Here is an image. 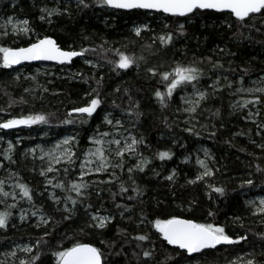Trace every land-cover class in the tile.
I'll return each instance as SVG.
<instances>
[{
	"label": "trees",
	"instance_id": "16d2710c",
	"mask_svg": "<svg viewBox=\"0 0 264 264\" xmlns=\"http://www.w3.org/2000/svg\"><path fill=\"white\" fill-rule=\"evenodd\" d=\"M86 3L87 8L78 6L77 0H0V33L3 22L10 17L27 20L30 27L29 36L10 34L0 38V48L34 43L37 40L33 33L38 39L54 37L64 49H89L69 66L37 63L4 68L0 53V123L37 114L48 116L50 121L31 127L0 129V165L4 166L0 167V177L27 185L32 201L22 197L21 190L17 197L28 200L33 209L49 219L38 229L32 226L33 221H28L29 214L20 219L21 199L12 202L8 188L4 187L3 191L9 195L0 193V213L7 214L8 221L7 227L0 229V247L6 245L5 241L33 242V251L25 259L29 264H33L37 255L40 258L34 264H56L54 253L76 243L99 248L105 264H144L143 258L138 261L133 253L149 249L154 252L148 264H224L240 254L251 255L256 264H264V214L254 215L256 211L248 203L254 196L264 195V94L249 98H261L256 107L252 104L241 107L240 101L248 97L235 91L241 79L249 82L264 75V18L256 15L254 26L249 21L247 27H241L227 13L197 10L185 18H172L142 10H112L100 6L97 0ZM54 7L60 14H53L50 21L42 20L41 16H47V12L41 10L50 11ZM137 22L148 23L149 30L135 35L133 26ZM180 24L184 25L183 29ZM166 34L172 35L170 44L161 45L158 39L153 40ZM117 51L134 57L136 63L127 70L115 68V62L119 61ZM217 64L223 67H214ZM177 65L197 67L202 74L198 83L209 93L194 113L178 105V88L171 98L166 97L167 107L162 108L155 97L157 90L164 93L166 87L161 76L153 77L148 69L154 68L162 74L172 72ZM217 80L220 91L210 87ZM229 83L231 88L227 87ZM97 94L102 104L93 117L82 118L77 113L68 116L74 108L86 106ZM130 99L134 102L131 107L140 113L138 117L121 111L129 109ZM108 113L113 118L122 116L129 129L145 138L137 156L126 159L123 170L111 168L84 178L90 185L84 198L69 190L71 182H80L72 172L41 177L34 169L35 161L26 154L28 147L69 134L74 138L72 145L79 158L93 146L89 139L98 133L97 129L109 128L103 122ZM65 119L73 123L64 124ZM81 119H87V123H81ZM6 141L12 145L11 151ZM6 146L11 160L3 157ZM200 146L211 152L213 175L189 184L202 171L195 162L183 159ZM162 151H169L171 159H158ZM141 158L150 163L144 172L133 171L129 178L127 168L134 167ZM112 161L115 164L116 158ZM7 164L9 169L12 167V173L9 169L4 172ZM257 166L261 171H257ZM113 171L115 174L110 175ZM173 171L176 173L173 181L166 180ZM54 177L64 183L66 196L79 201L70 220L63 219L66 213H57L49 200ZM112 180L115 182L100 183ZM248 180L253 181L251 186ZM121 184L127 192H120ZM209 185L223 187L226 194L220 196ZM134 187H138L141 195H136ZM85 203L91 205V210L114 217L112 223L104 230L88 227L89 223L83 219ZM116 204L122 207L117 208ZM141 217L147 219L141 223ZM173 217L212 223L223 227L233 239L241 236L247 239L189 256L170 248L149 224ZM117 229H123L127 235H117ZM142 234H148L149 241L132 239Z\"/></svg>",
	"mask_w": 264,
	"mask_h": 264
},
{
	"label": "snow or ice",
	"instance_id": "6c2138e0",
	"mask_svg": "<svg viewBox=\"0 0 264 264\" xmlns=\"http://www.w3.org/2000/svg\"><path fill=\"white\" fill-rule=\"evenodd\" d=\"M97 3L100 6H107L115 9H149L157 12H163L170 14L172 16L184 17L193 13L195 10H204L211 9L217 12H228L232 16L235 17L236 21L241 25V27H247L249 21L252 22L253 26L255 25L254 17L259 15L261 18H264V0H97ZM78 6H83L84 8L89 7V4L86 3V0H77ZM42 12H47V16H41V19H49L53 14H60L58 10L47 11L45 9L41 10ZM28 21H23V27H13L14 32H23L27 34L29 29L27 27ZM180 29H183L184 25H179ZM143 29L136 28L135 35L140 36L141 31ZM7 34V32H5ZM158 39L161 45L170 44L172 41V35L166 34L161 35L159 37H153V40ZM89 49L84 48L80 51L75 50H63L56 42V40L52 38L45 37L43 39H39L38 41L31 43L29 47H21L17 50H13L10 48H0V53H3V67L10 68L13 65L21 64L24 61H55L58 64L70 63L74 57L84 56ZM91 51H95L92 49ZM223 51V49H221ZM119 61L115 62V68L127 70L132 67L133 64L136 63L134 57H130L124 55L123 53H119ZM87 63H91L90 61H86ZM109 63H114L113 61H108ZM214 67H223L222 65H214ZM115 70V69H114ZM148 71L151 73L153 77L160 75L161 80L164 82L166 87V92L162 93L157 90L155 92V97L160 103L161 107H167V98H171L174 90H176L181 85H191L193 89L194 95L197 96L196 100H192L191 98L184 97V102L190 107L186 108L185 111L194 113L199 107L200 101H205L209 97V93L206 91H201L197 88V83L201 78L200 70L195 66L184 67L181 65H177L172 72H164L158 73L156 69L149 68ZM99 83V82H98ZM220 81L217 80L214 84L210 85L215 91H220L221 89L218 87ZM241 84H243V80L241 79ZM227 87L231 88L232 84H228ZM95 91V90H94ZM119 89H117V92ZM237 92H248V93H262L264 94V88H248L245 89L243 87H239L236 89ZM115 104V102H113ZM134 102L129 100L130 107L127 110L122 109L126 115L137 117L140 113L135 112L134 108L131 105ZM261 98L257 97L255 100H247L241 104V107H247L249 104H260ZM102 104V100L99 98V94H97L94 98L88 102L86 106L74 108L71 112L68 113V116L71 117L73 113L79 114L82 118H91L97 110L100 108ZM116 107H119L118 105ZM139 104H135V108H138ZM235 107V105L233 106ZM259 113H257L258 115ZM111 113H108L104 116L103 122L109 126H112L116 129H123L124 125L121 120L110 119ZM249 115H252L250 112ZM48 116L44 114L37 115H29L27 117H22L20 119H10L3 123H0V129H12L18 126L24 125L31 127L32 125L39 124H49ZM64 124H72L73 120L65 119L63 121ZM81 123H87V119H81ZM190 131V129H189ZM99 136H93L91 139V143L94 146L89 149L86 153V159L80 165L81 174L79 177L80 182H71L70 183V191L74 192L76 197L86 198L85 193L86 190L90 187V185L84 181V177L86 175L99 174L106 172L109 168L115 170L119 168L121 170L125 167V161L129 158H135L138 154L139 146L144 144L143 137L137 138L135 135H127L122 136L120 131L112 133L110 131H100L97 129ZM214 135V133H213ZM108 137H112L111 139H107ZM122 137V138H116ZM73 143L72 139H65L61 143H58L55 146L54 150L49 151L45 155L48 157V167L45 170L41 171L42 176H46V173H51L53 171H57L54 167L55 164L64 163L66 165H71L74 163L73 157L76 155L75 152L72 151L71 147H69ZM105 144L108 147H105ZM115 147H112V146ZM147 147V145H145ZM12 145L9 144V151H11ZM205 155L207 156V150L205 149ZM114 156L116 158V163L113 164L111 162L110 157ZM172 154L169 151H162L158 153V159L164 161L166 159H171ZM44 156H41L40 159H44ZM6 159L11 160L10 156H6ZM150 163L147 159H140V162L135 164L134 167H128L127 171L129 173V178H131V174L133 171L144 172L146 165ZM201 168L204 171L197 176L194 180H189V184H195L200 180H203L205 177H211L213 172L208 168L207 164L203 160H198ZM95 164L96 167L93 170L91 167H87L86 165ZM2 166V165H0ZM69 171V167L64 168V172L67 173ZM257 171H261L259 166H257ZM115 172L110 173V175H114ZM176 175L175 171L169 176H166L165 179L168 181H173V177ZM118 178V177H117ZM115 181H100V183H114ZM48 184L51 185L52 181L49 180ZM247 184L251 186L253 184L252 180H248ZM55 188H59L61 190L65 189V185L62 182H58L53 185ZM18 187L21 190V194L23 197L27 198L30 202L32 201V194L29 187L25 184H19ZM47 187V185H46ZM212 188V191L219 194L220 196H224L226 194L225 189L223 187H214L209 185ZM243 187V185H242ZM128 189L121 184L120 192L125 193ZM133 191L136 192V195H141V191L138 187H134ZM0 193H2L5 197L9 195V193L3 191V182H0ZM116 194L114 193L113 196ZM50 199L53 200V203L59 205L61 200L55 196V194L50 195ZM15 199V196H13ZM129 199H133V197H129ZM66 200L72 205L71 208L68 207V204L65 203L62 211L66 213L63 217L65 220H70L75 213L76 205L79 203L77 199H74L72 196H67ZM250 204H254L255 202H249ZM117 208H121L120 204L115 205ZM15 207V205H13ZM91 208V205L87 206ZM60 210V209H58ZM125 211L127 208L125 207ZM264 214V199L259 201V208L253 214ZM36 215V213H33ZM212 215V213H209ZM91 223L88 224V227L104 230L106 229L113 221L114 217L112 216H101L98 213H90ZM121 218H123V213H121ZM23 219V216L21 217ZM146 217H141V223L146 220ZM8 215L4 213H0V229H5L7 227ZM41 223L47 224L48 221L41 216ZM154 228L157 233H159V237L165 241L168 245L175 246L178 249L186 250V252L191 255L192 253H198L205 249H214L217 245L225 244H239L242 240H246V236H241L239 239H233L229 235L225 233V229L223 227L214 226L212 223H195L190 219H180L173 217L171 219L164 220H155ZM46 236L49 233L45 234ZM117 235L126 236L127 233L123 229H117ZM43 239V238H42ZM133 240L139 242L149 241L150 237L148 234L135 235L132 237ZM102 243H106L105 241H101ZM40 243L37 242L36 247L39 248ZM114 246V244L112 245ZM140 244H137V247H140ZM25 253H31V247H24L22 249ZM154 249L142 250L141 253H133V256L137 257V260L142 257L144 264H148L149 260L153 256ZM13 256L16 255L15 252L12 253ZM56 257V264H105L103 260V253L97 247H94L90 244L86 243H76L72 247L57 251L54 253ZM39 255L33 257V264L36 260H39ZM20 264H29L26 260H21ZM235 264V261L232 262ZM247 264H256L254 260H248Z\"/></svg>",
	"mask_w": 264,
	"mask_h": 264
},
{
	"label": "rangeland",
	"instance_id": "374dc122",
	"mask_svg": "<svg viewBox=\"0 0 264 264\" xmlns=\"http://www.w3.org/2000/svg\"><path fill=\"white\" fill-rule=\"evenodd\" d=\"M53 9L57 10V7H54ZM50 11H52V10H50ZM23 21H25V20L18 18V17H10V18L6 19L3 22L2 31L0 33V38L8 37V36H10V34H13L15 36L17 34L29 36V33H30L29 25H27V27L29 29V32L27 34H25L23 32H14L13 31L14 26L23 27L24 26ZM136 28H141V29H143L142 31H144V30L148 31L149 30L148 23H143V22L135 23V25L133 26L134 33H135ZM5 32H7V34H5ZM32 36L35 40L38 39V37L34 36L33 33H32ZM239 87H243L245 89H248V88H264V75H262L258 78L252 79L249 82H243V84H241V82H239L238 87L235 88V91ZM197 88L201 91H205V90H203L202 87H200L199 83H197ZM178 89L180 91V93L178 94V105L180 107H182V109L185 110L186 108L190 107V105L186 104L184 102V99H182V98L187 97V98H191L192 100H196L197 96L194 95L191 85H186V86L181 85L178 87ZM236 93H239L240 94L239 96L242 95V96L248 97V98H244L246 100H241L240 104H242L244 101L251 100V99H249L250 97H254L256 95H262V93H259V92H257V93L243 92V93H241V92L236 91ZM249 105H251V104H249ZM256 106H257L256 104H252V107H256ZM121 117L113 118L112 116H110L109 118L114 119V120H121L123 125H124L123 129H116V128H113L112 126L108 125L109 128L106 131H110L112 133L120 131L122 133V136H127V135L131 134V135H135L137 138L143 137L141 135L137 136L136 133L134 132V130L129 129L126 126V122H125L124 118L122 117L123 118L122 119ZM94 135L98 137L99 133H96ZM94 135H92L90 137V139H89L90 142H91V139ZM111 138L112 137H108L107 139H111ZM116 138H122V137H116ZM65 139H72L73 140L74 138H73V136H71L69 134H65L62 137H59L57 139H51V140H47V141L43 140L41 142H38L36 145L28 147L26 149V154L29 156V158H31L37 164V165L35 164L34 169H37L39 174L41 173L42 170H45L49 164L48 157L45 154L51 150H54L55 146L58 143H61L62 141H64ZM143 139H144V144H145V138L143 137ZM9 144H10L9 141L5 142V145H9ZM144 144L140 145L139 148L141 146H144ZM69 147H71L72 151L75 152L74 146L72 144ZM93 147L94 146L89 147L84 153H82L81 157H79V158L76 157V155H75L73 157L74 163H72L70 166L64 164L63 162L60 164H55L54 167L57 169V171H53L51 173H46V176H48L50 174L53 175L54 173L57 174L60 171H64L65 167H69V172H72L75 175V177H77L79 179L80 174H81L80 165L87 158L86 153L88 152V150L93 148ZM105 147H108V145L105 144ZM112 147H115V146L113 145ZM205 149L207 150V153H208L207 156L205 155V151H204ZM7 153H8V148L6 146L4 148V152H3V157L5 159H6V156H8ZM41 156H44L45 158L42 160V159H40ZM211 158L212 157H211L210 150L207 147L200 146L196 150H194L192 153L185 156L183 161H191V162L193 161L201 168L200 164L198 163V160H203L207 164L208 168L211 169L210 168L211 167ZM110 159H111V162L114 164V162L112 161L115 159L114 156H111ZM0 167H4V166H0ZM87 167H91L94 170L96 165L95 164L86 165V169H87ZM6 168H5L6 171L4 170L5 173H7L8 169H9V164L6 165ZM109 169H111V168H109ZM201 171L203 172L204 169L201 168ZM9 172L12 173V167L11 166H10ZM40 176L45 177V176H42L41 174H40ZM87 176H89V175H86L84 178H86ZM54 178H55L54 184H56L58 182H62L60 178H57V177H54ZM15 179H19V178L16 177ZM0 182H3V188L4 187L8 188V192L10 193V198H11L12 202L16 201L17 199H21V205H20V208L18 209V212L20 213V219L22 216L24 218L25 216H28V214H29L30 216H28L29 217L28 221H30V220H31V222L33 221L32 226H36L37 229L40 228L41 226L46 225L44 223H41V216H43L49 222V219L44 214H41L32 208V203H30L28 200H23L21 197H17L18 196L17 193L20 191V188L18 187L19 183L16 180H10V178H8V177H0ZM54 184H52V186ZM47 192H48V190H47ZM52 194H55V196L61 200V203L59 205H57V204L53 203L52 199L49 198L52 205L55 207L56 212L58 213L59 211H62L63 207L65 206V203L68 204V201L66 200L67 196L64 193V190H61L59 188H55L54 186L52 189L49 190V197ZM13 196H15V199H13ZM261 199H264V195L254 196L253 198H251L248 201V203L254 201L255 202L254 204L249 203V205H252V207H254V209L256 211L259 208V201ZM87 206L88 205H86V203H85V208L83 209V212H84L83 219L87 222V224L91 223L90 213H98L101 216H107V215H103V214L99 213L98 211L91 210ZM58 209H60V210H58ZM1 210H3V208ZM33 213H36V215H33ZM149 224L151 226H154V223L149 222ZM4 244H6V245L3 248L0 247V264L15 263V262H20L21 260H25L27 255H30L31 253H25L22 251V249L27 246V247H31L32 251H33V248H34L33 242H30L29 240H24V241L19 240V241H10V242L5 241ZM13 252L16 253L15 256L12 255ZM248 260H253L251 255L240 254V255H236L235 257H232L231 260L227 261L224 264H232L233 261H235V264H247ZM179 264H192V263L181 262Z\"/></svg>",
	"mask_w": 264,
	"mask_h": 264
},
{
	"label": "water",
	"instance_id": "95a60500",
	"mask_svg": "<svg viewBox=\"0 0 264 264\" xmlns=\"http://www.w3.org/2000/svg\"><path fill=\"white\" fill-rule=\"evenodd\" d=\"M109 9H112V10H117V11H126V12H130V11H134V10H142V11H146V12H151V13H161V14H163V15H165V16H169V17H172V18H185V17H188V16H190V15H192V14H194L197 10H195L193 13H190L189 15H187V16H184V17H178V16H172V15H170V14H167V13H163V12H157V11H154V10H149V9H115V8H110V7H108ZM198 10H200V9H198ZM200 11H211V12H215V13H227V14H229L228 12H217V11H215V10H211V9H204V10H200ZM234 17V16H233ZM235 18V17H234ZM43 38H45V37H43ZM43 38H40V39H43ZM48 38H52V39H54V40H56L54 37H51V36H49ZM38 41V40H37ZM36 42V41H35ZM56 42H57V40H56ZM57 44L61 47V45L57 42ZM31 44H29V45H26V46H20V47H17V48H11V49H13V50H17V49H19V48H21V47H29ZM62 48V47H61ZM63 50H71V49H64V48H62ZM75 51H80V50H75ZM80 57H82V56H80ZM2 58H3V56H2ZM77 58H79V57H74L73 59H72V61L70 62V63H65V64H58V63H56L55 61H43V60H36V61H24V62H22L21 64H17V65H13L12 67H21V66H23V65H25V64H37V63H44V64H55V65H58V66H63V65H67V66H69V65H71L72 63H73V61L75 60V59H77ZM180 219H185V218H180ZM193 221V220H192ZM193 222H195V221H193ZM196 223V222H195ZM86 244H88V243H86ZM167 244V243H166ZM90 245H92V244H90ZM168 245V244H167ZM225 244H220V245H217L216 246V248H218V247H221V246H224ZM92 246H94V245H92ZM171 248H174V249H178V248H176L175 246H172V245H169ZM95 247V246H94ZM216 248H214V249H205V250H203V251H201V252H198V253H192L191 255H189L187 252H186V250H183V249H178V250H180L181 252H185L187 255H189V256H194V255H198V254H201V253H203V252H205V251H209V250H215Z\"/></svg>",
	"mask_w": 264,
	"mask_h": 264
},
{
	"label": "bare ground",
	"instance_id": "6f19581e",
	"mask_svg": "<svg viewBox=\"0 0 264 264\" xmlns=\"http://www.w3.org/2000/svg\"><path fill=\"white\" fill-rule=\"evenodd\" d=\"M11 49V48H10ZM166 243V242H165ZM169 246V245H168ZM170 247V246H169ZM171 248V247H170ZM174 249V248H173Z\"/></svg>",
	"mask_w": 264,
	"mask_h": 264
}]
</instances>
